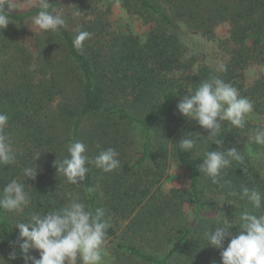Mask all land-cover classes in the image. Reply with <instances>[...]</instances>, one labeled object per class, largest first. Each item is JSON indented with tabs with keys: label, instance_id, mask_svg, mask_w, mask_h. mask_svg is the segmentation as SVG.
<instances>
[{
	"label": "trees",
	"instance_id": "16d2710c",
	"mask_svg": "<svg viewBox=\"0 0 264 264\" xmlns=\"http://www.w3.org/2000/svg\"><path fill=\"white\" fill-rule=\"evenodd\" d=\"M120 1L128 13L143 16V35L112 29V0H48V10L66 20L59 32L34 25L40 4L13 9L11 23L0 30V112L9 117L5 132L18 152L15 164L0 166V192L16 179L31 196L22 212L0 209V257L6 264H25L18 244L17 259L9 260L12 242L19 239L15 224L26 222L33 211L62 208L67 192L105 210L111 225L106 240H117L111 264H213L221 261V250L207 246L204 233L227 220L235 235L240 214L251 210L247 201L228 193L239 192L241 185L264 193V174L239 144L259 125L247 121L237 129L223 123L222 150L236 147L244 162L233 161L225 170L231 187L221 188L198 170L203 152L217 145L177 109L201 81L219 75L249 98L254 110L264 111V71L253 81L248 78L254 65L264 67V0ZM181 23L211 40L220 25L230 26L224 39L230 52L226 72L199 64L181 39ZM78 25L92 33L83 54L72 43ZM186 134L197 141L191 152L178 146ZM74 140L87 146L90 158L114 148L120 168L105 173L86 164L85 181L67 183L56 174L55 161L67 155L66 146ZM171 160L183 168L187 184L165 191ZM35 164L36 179H27L23 169ZM209 193L223 195L226 202L218 204ZM30 255L38 258L39 252Z\"/></svg>",
	"mask_w": 264,
	"mask_h": 264
},
{
	"label": "clouds",
	"instance_id": "9594fccd",
	"mask_svg": "<svg viewBox=\"0 0 264 264\" xmlns=\"http://www.w3.org/2000/svg\"><path fill=\"white\" fill-rule=\"evenodd\" d=\"M7 5V11L5 10ZM48 0H40L41 10L33 19L34 25L43 32H59L66 27L65 18L53 9L49 11ZM17 9L14 0H0V30L11 23V11ZM76 15H79L77 13ZM73 38L74 48L81 54L84 52L85 41L91 39L92 33L77 26ZM217 72L227 71L223 63H219ZM177 109L189 120L196 121L208 135L206 141L217 145V150L203 152L202 163L198 170L213 184L223 188L231 187V182L224 180L225 170L233 161L243 164L244 156L236 147L223 149L224 140L220 139L222 125L228 122L232 127L244 129L247 117L254 110V103L241 96L239 90L226 82L219 75H212L199 83L194 91L183 96ZM9 117L0 112V166L13 165L17 162L18 152L14 150L10 137L5 129ZM249 142L264 146V127L256 129ZM179 149L191 152L197 146V141L189 134L178 142ZM67 155L55 161L56 174L66 178L71 185H80L85 181L90 171L87 165H94L105 173H111L120 168L119 153L112 147L102 149L98 155L90 158L87 146L81 141H70L66 146ZM39 157H36L38 160ZM38 166L23 169L27 179L35 180ZM67 203L59 209L47 212L33 211L26 222H18L19 239L12 242L9 260L17 259L15 245L25 264H103L104 247L108 229L111 227L105 218L103 208H91L78 194L67 192ZM228 195L245 200L251 205V210L245 209L239 216V231L234 235L233 227L227 220L223 226L216 224L204 233L207 246L221 250V264H264V193L258 188L241 185L240 191L232 190ZM31 202L30 193L25 184L12 179L0 192V209L6 213L22 212ZM225 241H228L225 247ZM33 250L39 252V257L30 255ZM0 264H6L0 257Z\"/></svg>",
	"mask_w": 264,
	"mask_h": 264
},
{
	"label": "rangeland",
	"instance_id": "374dc122",
	"mask_svg": "<svg viewBox=\"0 0 264 264\" xmlns=\"http://www.w3.org/2000/svg\"><path fill=\"white\" fill-rule=\"evenodd\" d=\"M14 2L17 5V9H24L40 4V0H14ZM112 3V13L109 18L112 29L129 30L138 35L145 33L147 27L144 24V18L141 14L128 13L122 6L120 0H112ZM229 31V25H220L217 30L216 39L211 40L204 37L198 31L190 29L183 23L179 25V34L182 41L187 45L189 51L198 58L199 64L208 65L214 69L217 68L219 63L225 64L230 56L229 47L224 42V39L229 35ZM259 71H264V67L254 65L249 70V80L253 81ZM246 119L252 124L264 127V111L258 112L253 110ZM239 144L245 146L247 153L253 157L260 167L261 172L264 174V146L250 143L249 135L242 137ZM186 184L187 179L183 168L177 162L171 160L166 176L163 179V189L169 191L173 187L185 186ZM208 197L221 205L226 202V198L223 195L209 193ZM125 225V222L118 225L119 236L117 239L122 238ZM115 241L117 240H106L103 264H111L115 260ZM213 264H221V261L214 259Z\"/></svg>",
	"mask_w": 264,
	"mask_h": 264
}]
</instances>
